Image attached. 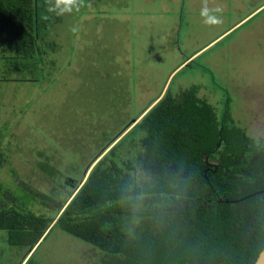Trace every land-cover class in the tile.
<instances>
[{"label":"rangeland","instance_id":"obj_1","mask_svg":"<svg viewBox=\"0 0 264 264\" xmlns=\"http://www.w3.org/2000/svg\"><path fill=\"white\" fill-rule=\"evenodd\" d=\"M49 6L38 10L41 66L4 73L9 53L0 49V182L23 186H15L17 195L29 193L24 201L37 214L55 216L70 185L86 179L96 155L119 141L163 88L180 99L195 85L219 118L228 105L236 125L264 148V0H84L63 15ZM132 135L119 142L122 159L132 158ZM262 158L254 162L259 169ZM137 179L145 180L143 171ZM26 251L0 230V264H20ZM31 258L111 262L58 227Z\"/></svg>","mask_w":264,"mask_h":264},{"label":"trees","instance_id":"obj_2","mask_svg":"<svg viewBox=\"0 0 264 264\" xmlns=\"http://www.w3.org/2000/svg\"><path fill=\"white\" fill-rule=\"evenodd\" d=\"M48 2L0 0V49L9 53L2 72L41 66L38 10ZM197 91L192 85L177 99L166 90L153 100L96 155L86 179L70 185L53 217L30 208L19 183L1 181L0 230L27 249L24 264L53 227L104 252L108 264H253L264 248V164H254L264 148L236 125L228 105L219 118ZM128 135L132 158L122 159L118 145Z\"/></svg>","mask_w":264,"mask_h":264},{"label":"clouds","instance_id":"obj_3","mask_svg":"<svg viewBox=\"0 0 264 264\" xmlns=\"http://www.w3.org/2000/svg\"><path fill=\"white\" fill-rule=\"evenodd\" d=\"M80 4V6H84V0H55V4H51V0H49L50 6L48 7L49 12H54L57 15H63L64 12H71L73 6ZM61 5H63V8H61ZM56 9H60L59 11H56ZM79 11V7L76 9ZM73 32H76V29H72Z\"/></svg>","mask_w":264,"mask_h":264},{"label":"water","instance_id":"obj_4","mask_svg":"<svg viewBox=\"0 0 264 264\" xmlns=\"http://www.w3.org/2000/svg\"><path fill=\"white\" fill-rule=\"evenodd\" d=\"M136 122V119L133 120V122ZM253 264H264V248L259 252L256 260L254 261Z\"/></svg>","mask_w":264,"mask_h":264},{"label":"crops","instance_id":"obj_5","mask_svg":"<svg viewBox=\"0 0 264 264\" xmlns=\"http://www.w3.org/2000/svg\"><path fill=\"white\" fill-rule=\"evenodd\" d=\"M164 90H165V88H163V90L161 91L160 95H158V96L155 98L156 100L154 99L155 101H157V99L163 94Z\"/></svg>","mask_w":264,"mask_h":264}]
</instances>
